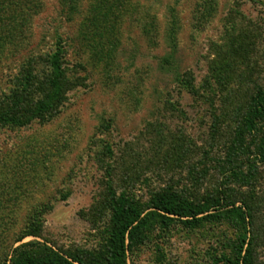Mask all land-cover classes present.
I'll return each mask as SVG.
<instances>
[{"label":"rangeland","instance_id":"obj_1","mask_svg":"<svg viewBox=\"0 0 264 264\" xmlns=\"http://www.w3.org/2000/svg\"><path fill=\"white\" fill-rule=\"evenodd\" d=\"M109 1L0 0V103L29 57L54 51L58 37L67 76L77 80L50 121L0 127V264L13 247L32 239L59 249L103 248L110 228L107 215L93 223L95 229L87 219L89 208L104 191L101 147L96 141L109 142L114 153L128 142L148 146L147 139L139 136L157 121L181 132L178 135L187 146L193 142L200 151L206 149L212 143L208 132L212 110L202 98L186 92L178 76L192 71L195 85L202 86L213 49H218L212 44L222 42L231 25L247 26L252 21L264 32V0H120L122 4L108 12L109 18L103 17L108 27L89 32L87 19L100 8L108 10L114 2ZM21 5H31L26 15L30 20L22 42L16 44L4 24L10 11L16 14ZM171 11L178 22L175 54L165 35ZM149 21L152 27L144 34L142 24ZM10 42L16 46L10 47ZM260 46L264 48V38ZM36 67L41 75L45 66ZM261 79L264 83V75ZM169 100L182 114L166 107ZM101 125L109 128L102 132ZM148 166L156 168L149 162ZM182 167L187 170L186 164ZM179 174L186 172L181 168ZM34 214L41 222V237L27 236L18 242ZM207 226L211 225L194 230L181 223L168 229L156 226L129 254L127 264H211L205 256L207 238L227 228L215 233ZM261 255L264 260V251Z\"/></svg>","mask_w":264,"mask_h":264},{"label":"trees","instance_id":"obj_2","mask_svg":"<svg viewBox=\"0 0 264 264\" xmlns=\"http://www.w3.org/2000/svg\"><path fill=\"white\" fill-rule=\"evenodd\" d=\"M29 1L34 4L38 0ZM113 1L108 10L100 8V13L96 11L87 19L89 32L108 27L104 18H109L113 6L122 4ZM21 6L16 14L10 11V20L4 24L18 40L16 44L22 42L30 20L26 15L31 5ZM230 17L228 11L227 22ZM247 23L231 25L222 42L212 44L218 49H213L202 86L195 85L192 71L178 76L186 92L202 98L212 110L208 124L212 143L206 149L200 151L193 142L188 147L178 135L181 132L157 121L139 136L147 139L148 146L128 142L114 153L112 144L96 141L101 147L104 191L89 208L87 219L95 229L93 223L107 215L110 228L104 247L59 249L32 239L13 247L3 264H127L129 254L144 244L152 228L168 229L173 223L193 230L211 225L207 228L214 232L227 228L213 239L207 238L205 256L211 264H264V48L260 46L264 32L252 21ZM151 27V21L142 24L143 33ZM177 29L171 11L165 35L172 54L177 47ZM2 36L0 32V40ZM59 39L54 51L29 57L26 68L13 77L10 93L0 103V127L45 123L59 114L67 93L77 85L76 79L67 76ZM11 46L16 45L10 42ZM39 64L45 66L41 75L36 72ZM166 107L182 114L174 100L167 101ZM100 127L102 132L109 128ZM148 162L156 168L147 167ZM185 164L187 170L182 167ZM181 168L185 175L179 174ZM40 234L41 222L34 214L17 241L27 236L39 238Z\"/></svg>","mask_w":264,"mask_h":264}]
</instances>
